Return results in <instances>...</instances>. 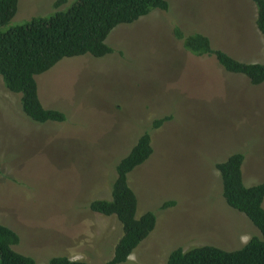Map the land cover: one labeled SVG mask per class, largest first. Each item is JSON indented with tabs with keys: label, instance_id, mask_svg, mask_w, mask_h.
Returning <instances> with one entry per match:
<instances>
[{
	"label": "rangeland",
	"instance_id": "374dc122",
	"mask_svg": "<svg viewBox=\"0 0 264 264\" xmlns=\"http://www.w3.org/2000/svg\"><path fill=\"white\" fill-rule=\"evenodd\" d=\"M76 0H19L6 30L66 11ZM119 25L114 53L66 58L38 77L46 109L62 123H35L21 95L0 77V224L16 231L14 250L48 264L67 257L108 264L123 235L116 217L88 204L111 200L115 166L151 129L152 157L129 175L138 217L157 215L154 232L128 264H167L177 247H244L258 229L223 197L216 165L243 153L244 183H264V84L228 73L214 56H196L175 36L200 33L243 63L264 62L252 0H167ZM171 118L159 129L152 124ZM168 202L174 205L160 208ZM264 205V204H263Z\"/></svg>",
	"mask_w": 264,
	"mask_h": 264
},
{
	"label": "trees",
	"instance_id": "16d2710c",
	"mask_svg": "<svg viewBox=\"0 0 264 264\" xmlns=\"http://www.w3.org/2000/svg\"><path fill=\"white\" fill-rule=\"evenodd\" d=\"M62 1V0H61ZM256 6V26L264 40V0H252ZM19 0H0V77L9 91L21 95L22 109L27 117L39 124L62 123L66 115L56 109L44 108L39 97L37 79L63 59L89 55L103 58L114 53L107 44L110 34L122 24H132L153 10L169 11L167 0H76L66 11L48 17H35L10 27L17 13ZM184 48L196 56H214L231 74L245 76L253 86L264 84V62L243 63L228 53L214 49L206 35L183 34L175 31ZM171 118L152 124L159 129ZM151 129L137 139L128 153L116 163V179L111 200H97L88 209L107 217H116L123 235L114 257L108 264H128L130 256L155 230L157 215L146 212L138 217L139 201L129 184V175L153 155ZM243 153H235L215 167L220 173L223 197L234 210L244 214L258 229L250 241L237 251L227 252L214 246L185 251L175 248L167 264H264V183L247 187L244 183ZM174 205L168 202L160 209ZM19 234L0 224V264H39L34 258L14 250L20 243ZM48 264H88L67 257H54Z\"/></svg>",
	"mask_w": 264,
	"mask_h": 264
}]
</instances>
